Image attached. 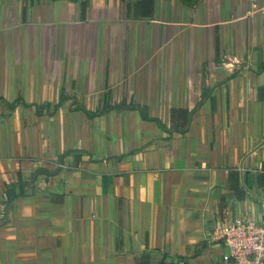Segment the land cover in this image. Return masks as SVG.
<instances>
[{
  "label": "crops",
  "instance_id": "1",
  "mask_svg": "<svg viewBox=\"0 0 264 264\" xmlns=\"http://www.w3.org/2000/svg\"><path fill=\"white\" fill-rule=\"evenodd\" d=\"M124 3L0 0V264H217L261 217L264 0Z\"/></svg>",
  "mask_w": 264,
  "mask_h": 264
},
{
  "label": "built area",
  "instance_id": "2",
  "mask_svg": "<svg viewBox=\"0 0 264 264\" xmlns=\"http://www.w3.org/2000/svg\"><path fill=\"white\" fill-rule=\"evenodd\" d=\"M258 220L227 221L214 226L213 236L229 251H223L217 264H264V207ZM172 264H189L177 259Z\"/></svg>",
  "mask_w": 264,
  "mask_h": 264
},
{
  "label": "trees",
  "instance_id": "3",
  "mask_svg": "<svg viewBox=\"0 0 264 264\" xmlns=\"http://www.w3.org/2000/svg\"><path fill=\"white\" fill-rule=\"evenodd\" d=\"M122 1L125 2L124 3L125 12L127 16H132L133 18L136 19H146L151 17L154 12L155 0H134V1L122 0ZM181 1L187 6H195L199 0H181ZM263 68H264V61L261 62V64H259L258 71L260 72L261 70H263ZM258 92H259L258 94L259 98L263 99L264 86L259 87ZM204 98L205 97L203 96L202 99L197 103V105L192 110L171 109V121L174 122L177 118L180 121L179 123L177 124L175 123V125L172 126L173 130H177L180 132H185L187 130L191 116L196 110L200 108ZM20 101L21 99H17L13 103H9V104L10 106L14 107ZM102 112H103L102 110H97L93 112L88 111V114L93 117L101 114ZM144 117L145 119L157 122L161 127L165 128V124L160 119L149 117L147 114ZM260 183L264 184V174H262L260 177ZM234 189L237 195L239 196V198H242L243 196L242 191L237 187H234ZM161 264H164V262H161Z\"/></svg>",
  "mask_w": 264,
  "mask_h": 264
},
{
  "label": "water",
  "instance_id": "4",
  "mask_svg": "<svg viewBox=\"0 0 264 264\" xmlns=\"http://www.w3.org/2000/svg\"><path fill=\"white\" fill-rule=\"evenodd\" d=\"M117 108H122V107H120V106H117ZM131 108H136V107H131ZM229 251V249L228 248H226V252H228Z\"/></svg>",
  "mask_w": 264,
  "mask_h": 264
}]
</instances>
